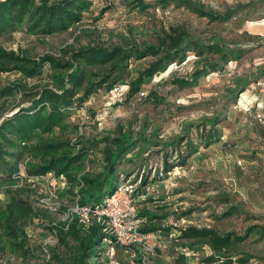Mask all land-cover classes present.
I'll use <instances>...</instances> for the list:
<instances>
[{"label": "rangeland", "instance_id": "1", "mask_svg": "<svg viewBox=\"0 0 264 264\" xmlns=\"http://www.w3.org/2000/svg\"><path fill=\"white\" fill-rule=\"evenodd\" d=\"M131 1L93 0L83 20L68 31L46 35L18 29L3 36L0 44L32 57H62L63 50L87 45L158 44L178 31L219 45L226 52L192 51L129 98V82L155 57L120 66L118 61L85 65V83L105 84L70 109L66 129L57 127L46 137L71 140L73 151L90 146L74 170L79 177L103 169L110 144L102 141L107 135L130 133L137 138L136 148L119 161L117 175L118 181L125 177L122 186L134 191L140 212L157 215L151 222L144 219V225L159 227L147 255L152 264H264V0H190L192 8L158 0H145L149 5L142 8ZM201 10L211 14L202 15ZM76 63L71 72L84 64ZM207 63L218 69L212 71L209 65L204 72ZM45 69L24 79L17 70L0 72V86L23 81L33 91L51 82L49 66ZM199 70L192 85L175 83ZM114 76L119 83L107 90ZM29 99L22 92L3 98L0 124L28 106ZM31 162L35 160L27 154L18 162L14 181L0 172V208L14 196L36 211L17 223L21 243H12L0 226V264H70L79 249L71 224L87 232L99 224L98 215L81 208L77 186L68 180L59 183L53 195L45 183L34 186L35 177L28 173ZM112 186L109 181L105 190ZM192 226L231 233V241L213 247L205 239L184 238L183 231ZM59 229L66 232L64 240ZM112 244L104 236L85 263L111 264L115 258L119 264H143L139 253L119 246L113 253Z\"/></svg>", "mask_w": 264, "mask_h": 264}, {"label": "trees", "instance_id": "2", "mask_svg": "<svg viewBox=\"0 0 264 264\" xmlns=\"http://www.w3.org/2000/svg\"><path fill=\"white\" fill-rule=\"evenodd\" d=\"M165 5L175 3L176 6H189L190 0H158ZM139 7L146 8L145 0H133ZM93 0H0V40L8 33L25 29L29 33L56 34L68 31L75 24L83 20L84 13L91 8ZM198 11V7H193ZM199 12V11H198ZM202 15H207L201 10ZM168 35V34H167ZM188 33L174 31L168 38H163L158 44L144 43L143 45H132L123 47L115 45L105 47L99 45H87L77 49L63 50V56L45 54L39 57L29 56L24 52L6 49L0 44V72L17 70L24 78L35 77L45 72L46 66L50 68V83L36 86L29 91L23 81H14L8 85L0 86V102L3 98L22 92L29 96L30 104L20 107L11 116H7L0 124V172L8 181H14L13 176L18 174V162L27 154L35 162L29 165L28 173L32 176L54 172L57 176H64L70 183L77 186L80 206L100 202L105 195L112 194L119 181L125 179L123 176L118 181V163L122 157L137 146V138L130 133L122 134L113 138L107 135L102 141L108 145L105 153V165L103 169L91 174L77 176L74 170L81 167V162L88 153L90 146L84 145L77 151H73L74 144L71 140L54 141L46 137L55 128L66 129L67 118L70 109L74 105H81L89 100L90 96L105 84L106 80L87 82V71L85 65L99 63L107 65L112 61H118L117 66L128 64L132 59L141 60L148 56L155 57L144 69L137 71V76L129 82L127 98L135 96L141 91L144 84L174 61H181L195 51L202 55L206 50L209 52L225 51L217 44H204L197 40L187 38ZM226 52V51H225ZM224 52V53H225ZM68 56V57H66ZM66 57V58H65ZM84 62L71 72L76 62ZM212 65L207 63L203 71ZM212 71L218 69V65H212ZM110 69V68H109ZM194 72L189 77H181L175 80L180 87L192 85L197 79L199 72ZM118 77L106 87L112 90L118 83ZM83 93L78 95L79 88L83 85ZM117 147H113L114 145ZM112 181V188L106 191V186ZM34 207L25 199L12 197L6 208H0V226L8 235L12 243H21L18 221L23 217L35 214ZM140 216L151 222L157 215L145 210ZM77 218V217H76ZM157 226L143 225V231H155ZM58 235L64 240L66 232L59 229ZM71 234L79 241V249L70 264L85 263L86 256L95 254L96 246L101 243L106 233L102 231V225L94 224L89 231H83L77 227V223L71 224ZM182 236L184 238L205 239L213 247L231 241V233L221 235L208 227L192 226L186 228ZM19 239V242L17 241ZM69 264V263H68ZM94 264V263H93Z\"/></svg>", "mask_w": 264, "mask_h": 264}, {"label": "built area", "instance_id": "3", "mask_svg": "<svg viewBox=\"0 0 264 264\" xmlns=\"http://www.w3.org/2000/svg\"><path fill=\"white\" fill-rule=\"evenodd\" d=\"M32 184H47L48 191L53 195L57 185L67 182L64 176H57L54 172H48L34 176ZM66 180V181H65ZM125 179L119 182L112 194L105 195L97 203L81 206L85 211H92L98 215V222L102 225L108 241L112 244L111 248L115 253V247L139 253L143 264H152L148 254L152 251L153 231H143L144 219L140 216L138 199L132 189H127L121 185ZM175 225L179 226L178 223ZM111 264H119L114 258Z\"/></svg>", "mask_w": 264, "mask_h": 264}, {"label": "crops", "instance_id": "4", "mask_svg": "<svg viewBox=\"0 0 264 264\" xmlns=\"http://www.w3.org/2000/svg\"><path fill=\"white\" fill-rule=\"evenodd\" d=\"M141 210V209H140ZM141 213V212H140ZM142 217V216H141ZM143 218V217H142ZM143 219H145V218H143Z\"/></svg>", "mask_w": 264, "mask_h": 264}]
</instances>
